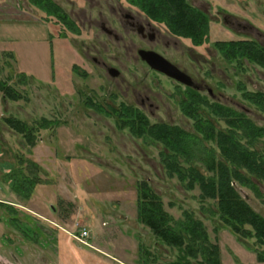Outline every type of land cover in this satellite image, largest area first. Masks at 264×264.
<instances>
[{
  "label": "rangeland",
  "instance_id": "obj_1",
  "mask_svg": "<svg viewBox=\"0 0 264 264\" xmlns=\"http://www.w3.org/2000/svg\"><path fill=\"white\" fill-rule=\"evenodd\" d=\"M54 1L80 32L29 0H0V80L23 96L15 101L0 91V264L176 262L181 249L138 220L141 180L161 196L172 224L184 219L185 212L204 222L210 241L220 246L221 264H246L252 255L242 247L256 256L255 239L239 237L227 227L210 210L215 201H201L199 187L188 190L170 177L160 155L164 145L132 135L110 105L130 104L144 110L152 123L194 131L195 121L182 103L199 93L264 126V111L243 95L264 92V67L246 58L230 62L216 44L253 39L264 46V0H188L210 18L209 40L200 45L173 35L166 23L149 18L129 0ZM122 9L151 22L168 36L170 47L152 45L129 31L120 18ZM154 45L207 87L199 91L151 68L138 50ZM109 68L119 74L112 76ZM136 94L149 97L146 108L139 107ZM90 100L106 112L90 107ZM202 110L211 111L206 104L200 114ZM9 115L30 123L46 117L60 126L41 129L32 148L4 122ZM218 125L226 127L220 120ZM21 154L41 165L45 181L28 200L11 190L5 176ZM237 189L264 215V204L253 191L240 185ZM82 227L90 231L87 239L79 236ZM188 260L207 264L200 255ZM255 264L264 262L255 258Z\"/></svg>",
  "mask_w": 264,
  "mask_h": 264
},
{
  "label": "trees",
  "instance_id": "obj_2",
  "mask_svg": "<svg viewBox=\"0 0 264 264\" xmlns=\"http://www.w3.org/2000/svg\"><path fill=\"white\" fill-rule=\"evenodd\" d=\"M29 1L48 14H56L67 28L80 32L75 20L54 0ZM129 1L149 18L166 23L173 35L189 37L195 45L209 40L210 18L188 0ZM216 44L230 62L246 58L264 67V46L256 40H224ZM0 91L15 101L23 98L6 81L0 80ZM243 95L264 111L263 91H245ZM95 103L88 101V105L98 112H106L102 104ZM204 104L211 111L202 110L200 114V106ZM110 106L118 114L119 123L130 127L132 135L151 138L164 145L160 155L167 174L177 177L188 190L199 187L201 201H215L210 210L218 212L225 225L239 237L255 239L257 258L264 262V215L256 211L237 189V185L250 189L264 204V126L230 106L210 103L199 93H191L182 103L186 114L195 121L194 131L168 122L152 123L144 110L130 104L125 103L119 108ZM107 113L111 115V112ZM217 119L226 127H220ZM3 120L32 148L37 145V134L41 129L60 126L59 121L46 117L32 123L14 115L5 116ZM16 158V165L5 176L11 190L22 200H28L36 187L45 182L40 173L42 167L23 154ZM137 205L138 220L168 245L181 249L179 260L169 264H189L188 258L193 255L202 256L207 264H221L220 246L210 241L204 222L185 212L184 219L172 224L173 217L165 209L163 199L147 180L138 182ZM9 208L11 212H17L15 206ZM24 233L29 236L26 231Z\"/></svg>",
  "mask_w": 264,
  "mask_h": 264
},
{
  "label": "flooded vegetation",
  "instance_id": "obj_3",
  "mask_svg": "<svg viewBox=\"0 0 264 264\" xmlns=\"http://www.w3.org/2000/svg\"><path fill=\"white\" fill-rule=\"evenodd\" d=\"M120 18L121 20L125 23V26L128 28L129 31L135 32L139 35V37L146 42L155 44V45H163L164 47H170V41L168 40V36L164 35L161 33V31H159L158 29H156L151 22H149L148 20L143 19L141 16L138 15H134L132 12L126 11L122 9V13H120ZM102 28L105 31H108L110 33V31L106 28L105 24H102ZM114 37L119 38L118 35H114ZM155 45L154 48L149 47L148 49L145 48H140L138 50V55L139 57L144 60L142 58L141 52L143 50H152V51H156L155 50ZM158 52V51H156ZM160 53V52H158ZM161 54V53H160ZM163 55V54H162ZM164 56V55H163ZM165 57V56H164ZM167 58V57H166ZM168 59V58H167ZM170 60V59H168ZM145 61V60H144ZM171 61V60H170ZM146 62V61H145ZM172 62V61H171ZM147 63V62H146ZM174 63V62H173ZM148 64V63H147ZM175 65H177L181 70H186L184 67H182L179 64L174 63ZM152 68V67H151ZM109 70H112L111 68H109ZM186 72V71H185ZM187 73V72H186ZM188 74V73H187ZM190 75V74H188ZM191 76V75H190ZM192 77V76H191ZM193 79V85L191 86L192 88H195L197 90H201L203 89L205 86L207 87V85H202V84H198L194 78ZM209 92H213L212 89L209 88ZM140 94V93H139ZM146 98H149L148 96L141 98V95L139 96L138 94H136V101L140 104L139 107H145L146 108ZM154 114V112L152 113Z\"/></svg>",
  "mask_w": 264,
  "mask_h": 264
},
{
  "label": "water",
  "instance_id": "obj_4",
  "mask_svg": "<svg viewBox=\"0 0 264 264\" xmlns=\"http://www.w3.org/2000/svg\"><path fill=\"white\" fill-rule=\"evenodd\" d=\"M141 55L148 65L153 69L166 74L167 76L179 81L182 84L187 86L193 85L192 77L185 71L181 70L173 62L164 57L162 54L152 50H143ZM110 73L112 76H117L119 71L112 68Z\"/></svg>",
  "mask_w": 264,
  "mask_h": 264
},
{
  "label": "crops",
  "instance_id": "obj_5",
  "mask_svg": "<svg viewBox=\"0 0 264 264\" xmlns=\"http://www.w3.org/2000/svg\"><path fill=\"white\" fill-rule=\"evenodd\" d=\"M235 241H237V240H235ZM243 245V244H242ZM246 247V246H245ZM242 249H244V250H246L247 251V253H249V254H251L252 255V257L250 258V259H247V261H246V264H255V258L257 259V255L255 256L253 253H254V251H252V250H250L249 248H248V250L247 249H245L244 247H242ZM245 251V252H246Z\"/></svg>",
  "mask_w": 264,
  "mask_h": 264
},
{
  "label": "built area",
  "instance_id": "obj_6",
  "mask_svg": "<svg viewBox=\"0 0 264 264\" xmlns=\"http://www.w3.org/2000/svg\"><path fill=\"white\" fill-rule=\"evenodd\" d=\"M90 235V231L88 230V228H81V232H79V236L83 239H87Z\"/></svg>",
  "mask_w": 264,
  "mask_h": 264
}]
</instances>
